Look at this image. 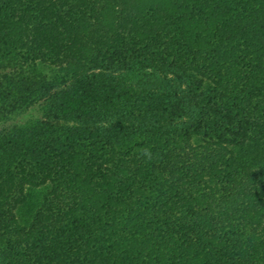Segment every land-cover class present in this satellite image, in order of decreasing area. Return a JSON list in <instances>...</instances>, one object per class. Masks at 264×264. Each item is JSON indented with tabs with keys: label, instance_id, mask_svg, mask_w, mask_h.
<instances>
[{
	"label": "trees",
	"instance_id": "trees-1",
	"mask_svg": "<svg viewBox=\"0 0 264 264\" xmlns=\"http://www.w3.org/2000/svg\"><path fill=\"white\" fill-rule=\"evenodd\" d=\"M0 264H264V0H0Z\"/></svg>",
	"mask_w": 264,
	"mask_h": 264
}]
</instances>
